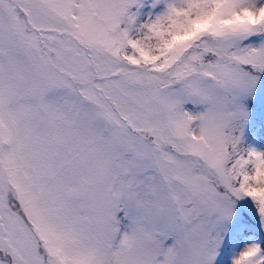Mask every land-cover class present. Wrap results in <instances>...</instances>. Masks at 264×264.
Instances as JSON below:
<instances>
[{"label":"snow or ice","instance_id":"1","mask_svg":"<svg viewBox=\"0 0 264 264\" xmlns=\"http://www.w3.org/2000/svg\"><path fill=\"white\" fill-rule=\"evenodd\" d=\"M0 264H264V0H0Z\"/></svg>","mask_w":264,"mask_h":264}]
</instances>
